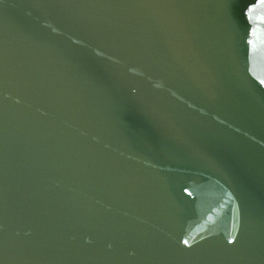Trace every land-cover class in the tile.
<instances>
[{"label":"water","instance_id":"water-1","mask_svg":"<svg viewBox=\"0 0 264 264\" xmlns=\"http://www.w3.org/2000/svg\"><path fill=\"white\" fill-rule=\"evenodd\" d=\"M0 264H264V0H0Z\"/></svg>","mask_w":264,"mask_h":264},{"label":"snow or ice","instance_id":"snow-or-ice-1","mask_svg":"<svg viewBox=\"0 0 264 264\" xmlns=\"http://www.w3.org/2000/svg\"><path fill=\"white\" fill-rule=\"evenodd\" d=\"M185 243H187V241H185Z\"/></svg>","mask_w":264,"mask_h":264}]
</instances>
